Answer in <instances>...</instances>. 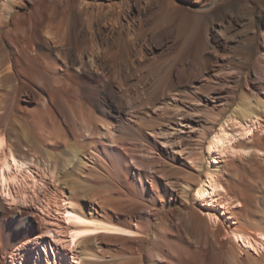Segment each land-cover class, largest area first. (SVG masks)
<instances>
[{
  "label": "rangeland",
  "instance_id": "rangeland-1",
  "mask_svg": "<svg viewBox=\"0 0 264 264\" xmlns=\"http://www.w3.org/2000/svg\"><path fill=\"white\" fill-rule=\"evenodd\" d=\"M99 1L105 5L114 3L118 10L124 0ZM168 1L126 0L115 26L116 13L103 20L112 23L113 29L109 33H106L108 26H103L100 21L99 33L93 42L90 41L98 45L97 48L90 47L88 41L81 43L80 37L70 35L64 39L63 48L74 56L80 54L79 51L94 49L98 63L97 68L90 66V59L85 56L88 66L78 71L77 85L72 84L73 87L91 93L93 86L102 88L107 100L119 108V112L112 117L113 124L107 130L100 122L98 133L105 132V135L80 141L83 148L74 162L67 161L55 151L49 160L32 154L27 163L35 167L40 161L38 164L51 169L55 159L54 172L57 174L54 181L46 174H42V179L32 168L37 185L41 186L37 193L41 197L45 187L51 188L62 197L71 199L77 210L91 212L100 218H103L100 206L105 201L102 199L111 202L114 198H123L127 207L130 204L136 206L138 201L144 202V209L154 211L156 216L151 220V232L143 234V264L152 263V254L160 249L153 244L158 239L165 243L162 253L170 257L169 252H172L179 264H264V250L259 254L252 250V255L231 239V229L251 234L264 232V111L253 106L250 109L258 115L263 131L257 133V128L253 127L245 138L239 137L233 143L236 148L249 150V153L244 152L242 158L235 154L236 157H214L212 160L216 175L226 189L224 193L239 204L235 202L229 208L224 206V215L217 211L220 217L211 222L212 232L205 234L199 226L192 224L196 240L185 239L188 243L182 240L186 236L185 225L191 224L186 221L185 212L192 206L200 208L193 199V187L208 169L207 160L202 161V171L197 175L195 168L200 162L194 157H201L206 141L224 120L228 117L242 120L241 106L249 104L244 100V93L251 92L264 102V0H180L176 10L165 15L164 7ZM26 11L21 3L14 7L13 15ZM199 12L204 15H195ZM41 13L33 12L32 15L38 33L47 24L46 14ZM55 17L48 23L51 29L58 24ZM73 21L72 16L65 21L70 30ZM118 37L117 46L114 41ZM28 40L36 52L40 46L48 51V44L42 38ZM68 67L70 70L76 68ZM29 87L37 91L34 85L29 84ZM75 93L87 118H97V110L91 107L93 98L80 97L78 91ZM68 98H55L56 110L66 113V106H79L78 98L72 101ZM41 100L37 94L34 100L24 104L29 109L38 105L45 107ZM68 113L76 121L75 113ZM111 137L117 139L115 146H123L129 152L128 158L123 157L115 146L111 147ZM256 150H261L258 152L260 156ZM191 160L195 161L188 166L187 162ZM182 182L192 185L187 196L180 192ZM27 194L25 204L17 205L32 208L34 212L31 224H25L22 230L34 225L37 228L33 235L35 242L44 240L49 243L46 238L52 232L42 231L44 226L39 216L46 213L32 203V193ZM2 203L9 206L5 201ZM168 232L170 235L165 237ZM0 234L1 249L9 238L2 230L1 222ZM124 236L133 237L135 234ZM27 240L31 241V237ZM120 243L114 239H99L101 249L116 261L122 256ZM75 244L79 252L80 245ZM16 246L20 248L22 244ZM16 246L14 250L18 248ZM31 247L34 249L33 245ZM3 255L0 250V264H4ZM81 257L73 260L74 263L103 262ZM103 260L108 263L110 258ZM168 264H176V261L171 260Z\"/></svg>",
  "mask_w": 264,
  "mask_h": 264
},
{
  "label": "bare ground",
  "instance_id": "bare-ground-1",
  "mask_svg": "<svg viewBox=\"0 0 264 264\" xmlns=\"http://www.w3.org/2000/svg\"><path fill=\"white\" fill-rule=\"evenodd\" d=\"M24 1L2 0L0 3V126H2L0 128V172H2L0 176V222L2 230L9 235L8 243L0 249L4 252L3 262L4 264L7 262L9 264H77L73 260L82 256L81 258L87 260L103 261L101 264L109 262L112 264H136V262L143 264L145 257L141 251L144 245L143 236L151 232V220L156 216L154 211L144 209V202L138 201L136 206L130 204L127 207V201L123 198H114L111 202L102 199L105 201L100 206L102 210L100 216H103L100 218L91 212L85 213L77 210L76 204L71 199L62 197L60 193L53 192L51 188L45 187L42 196L38 195L37 190L41 186L37 185L36 175L32 168L40 173L42 179H44L42 174H46L54 181L57 176L54 172L55 159L51 169L38 164L40 161L35 163L37 167L27 163V159H30L32 154L45 156L46 160H49L53 157L52 151L61 153L67 161L74 162L83 148L81 140L94 135L102 136L101 134L105 132L98 133L100 122L105 126V130L113 124L112 117H116L119 108L114 107L107 100L102 88L93 86L94 91L91 93L86 88V91L82 92L81 87L76 86L75 88L72 85H77L75 80L79 78L78 71L88 66L84 59L85 56L90 59V66L97 68L94 49L79 51L80 54L74 56L71 51L63 47L66 42L64 39L70 35L74 38L80 37L81 43L93 42L94 37L99 33L100 21L114 13H116L115 20H113V26H115L126 0L118 6V10L114 3L105 5L99 0H26L27 3ZM179 1L169 0L164 7V14L171 15L178 7ZM21 3L28 11L13 15L14 7ZM33 12L46 14L47 24L39 33L36 31V23L32 18ZM195 15L202 16L204 13L199 12ZM53 16H56L58 24L51 29L48 23L52 21ZM69 16L74 17L72 30L65 25ZM102 25L108 26L106 33L113 29L112 23L103 21ZM28 38L34 40L42 38L48 44V51L40 46L36 52ZM119 39L120 37L114 41L117 46ZM91 45L98 47L95 43H90L89 46ZM69 65L76 66V68L70 70ZM63 68H65L64 74L61 72ZM55 73L58 75L54 76ZM29 84L34 85L37 91L30 88ZM75 91L80 93V97L91 96L93 98L91 107L97 110L99 114L97 118L94 117L91 120L87 118L80 103L81 100ZM37 94L43 99L40 102L41 104L44 102L45 107L38 105L39 107L36 108H32L33 106L31 109L26 108L24 103L34 100ZM64 96L69 97L68 101L78 98L79 106L73 107L68 104L69 106L65 107L66 113L59 112L55 108V98ZM243 97L244 100H248L249 104L241 106L242 120H234L233 117L224 120L206 141L205 148L201 151L202 154L200 153L203 160L199 156L194 157L200 162L195 168L197 175L202 171V161L207 160L208 169L204 172L203 178L193 187L195 188L193 199L200 208L192 206L184 214L186 221L191 222L190 225L186 224L184 227L186 236L184 235L182 240L186 243L188 241L185 239L196 237L192 224L199 226L201 231L208 234L212 232L211 222H215L220 217L217 211H222L221 214L224 215L226 206L229 208L231 204L239 202L231 201L227 193H224L226 189L216 175V165L212 160L214 157L219 159L224 156L232 157V155L236 157L235 154H238L240 158L244 157L243 153H249V150L236 148L233 143L239 140V137L245 138L253 127L257 128V133L263 131L262 122L258 115L254 114L255 111L250 108L253 106L257 110L264 111V102L251 92L244 93ZM68 111L75 113L76 121ZM116 141L115 137H111V147L115 146ZM115 147L123 157L128 158L129 152L123 146ZM260 151L256 152L258 156L261 155L258 153ZM195 160L187 162L188 166ZM80 161L83 163L82 159ZM179 187L180 192L182 191L187 196L192 185L182 182ZM27 192L32 193L30 196L32 203L37 204L42 212L46 213V215L40 213L39 216L41 225L44 226L42 231L46 229L52 232V235L46 238L49 243L44 240L35 242L36 238L33 235L37 228L34 225L22 230V226L31 224V214L34 212L32 208L24 209L18 206L19 204L17 205V203L23 204L28 200ZM3 201L7 202L10 207L17 206L6 207ZM119 233L135 234V236L127 237ZM168 235L170 232L164 234L165 237ZM30 237L31 241H28ZM158 237L157 234L156 238ZM101 238L121 242L122 256L119 260L116 261L112 255L105 254L99 245ZM231 239L241 249L252 255H254L253 251L259 254V251L264 250V232L257 231L251 234L231 229ZM93 241L95 243H92ZM76 242L80 245L79 252L75 249ZM163 242L162 239L153 241V244L160 249L152 254L154 259L151 264H168L171 260L179 264V259L174 258L175 255L172 252H169L170 257L162 253L165 244ZM18 243L22 244L20 248L16 246L19 245ZM15 246L18 247L16 250H14ZM76 255L79 257L77 258ZM105 258H110L108 263L103 260Z\"/></svg>",
  "mask_w": 264,
  "mask_h": 264
},
{
  "label": "snow or ice",
  "instance_id": "snow-or-ice-1",
  "mask_svg": "<svg viewBox=\"0 0 264 264\" xmlns=\"http://www.w3.org/2000/svg\"><path fill=\"white\" fill-rule=\"evenodd\" d=\"M0 176H2V172H0Z\"/></svg>",
  "mask_w": 264,
  "mask_h": 264
}]
</instances>
